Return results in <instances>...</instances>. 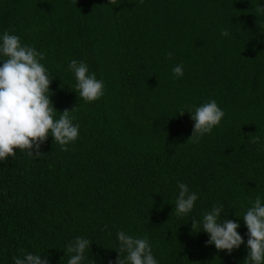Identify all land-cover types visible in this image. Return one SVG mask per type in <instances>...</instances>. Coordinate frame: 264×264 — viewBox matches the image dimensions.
<instances>
[{"label": "trees", "instance_id": "obj_1", "mask_svg": "<svg viewBox=\"0 0 264 264\" xmlns=\"http://www.w3.org/2000/svg\"><path fill=\"white\" fill-rule=\"evenodd\" d=\"M107 3L0 0V32L44 54L55 118L72 110L80 125L66 151L48 137L38 157L0 164V264H67L77 236L92 241L85 264H109L120 230L146 235L159 264H246L243 244L217 251L191 218L221 204L246 241L242 215L264 196V0ZM73 59L104 81L99 100L74 92ZM209 100L225 116L193 143L179 113ZM178 183L198 193L190 219L174 213Z\"/></svg>", "mask_w": 264, "mask_h": 264}, {"label": "clouds", "instance_id": "obj_2", "mask_svg": "<svg viewBox=\"0 0 264 264\" xmlns=\"http://www.w3.org/2000/svg\"><path fill=\"white\" fill-rule=\"evenodd\" d=\"M116 3L117 0H108L107 4ZM258 10L264 13V7ZM221 35L226 37L229 32L221 30ZM43 60V52L21 43L20 36L9 31L0 32V164L16 155L14 149L38 157L41 144L48 137L62 151H66L67 146L79 137L80 125L74 122L72 110L59 112V118H55L58 111L53 107L49 88L53 74L41 62ZM68 70L74 77V92L84 103L94 102L104 95V81L97 79L85 62L73 59L68 64ZM172 74L174 79L182 78L183 65L173 67ZM185 112L194 122L190 136L193 143L211 133L225 116L215 100L182 110L179 114ZM177 189L174 213L177 217L190 219L189 214L194 210L198 193L190 190L186 183H178ZM226 216L223 205H214L203 212L199 220L191 218L192 228L196 226L200 229L198 232L206 233V245H213L217 251L231 253L243 244L247 249L244 258L246 264H264V196L257 194L251 199L242 215L247 230L246 241L237 231L240 223ZM116 241L114 251L117 256L109 264H159L146 235L140 237L120 230L116 233ZM91 243L83 236L70 240L66 245V251L70 254L67 264H85ZM13 264H50V260L45 254L28 252L13 257ZM88 264H95V261L89 260Z\"/></svg>", "mask_w": 264, "mask_h": 264}]
</instances>
